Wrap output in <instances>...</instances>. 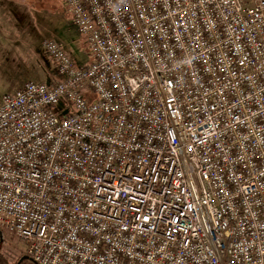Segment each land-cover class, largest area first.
<instances>
[{
    "label": "built area",
    "instance_id": "built-area-1",
    "mask_svg": "<svg viewBox=\"0 0 264 264\" xmlns=\"http://www.w3.org/2000/svg\"><path fill=\"white\" fill-rule=\"evenodd\" d=\"M92 61L0 98V229L29 264H264V0H61Z\"/></svg>",
    "mask_w": 264,
    "mask_h": 264
},
{
    "label": "rangeland",
    "instance_id": "rangeland-1",
    "mask_svg": "<svg viewBox=\"0 0 264 264\" xmlns=\"http://www.w3.org/2000/svg\"><path fill=\"white\" fill-rule=\"evenodd\" d=\"M31 3V2H29ZM0 0V98L31 80H53L56 65L42 48L45 38L59 40L77 65L92 61L87 36L61 0ZM26 242L0 229V264H29L21 258Z\"/></svg>",
    "mask_w": 264,
    "mask_h": 264
},
{
    "label": "water",
    "instance_id": "water-1",
    "mask_svg": "<svg viewBox=\"0 0 264 264\" xmlns=\"http://www.w3.org/2000/svg\"><path fill=\"white\" fill-rule=\"evenodd\" d=\"M29 257H28V255H25V256H23L22 258H21V261L22 260H25V259H28Z\"/></svg>",
    "mask_w": 264,
    "mask_h": 264
},
{
    "label": "trees",
    "instance_id": "trees-1",
    "mask_svg": "<svg viewBox=\"0 0 264 264\" xmlns=\"http://www.w3.org/2000/svg\"><path fill=\"white\" fill-rule=\"evenodd\" d=\"M29 2H31V3H29ZM32 2H33V0H28V3H29V4H32ZM51 59H52V58H51Z\"/></svg>",
    "mask_w": 264,
    "mask_h": 264
}]
</instances>
